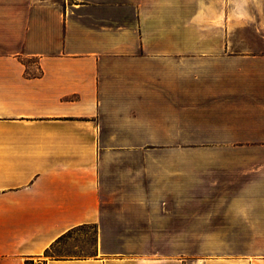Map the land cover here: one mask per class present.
I'll return each instance as SVG.
<instances>
[{"label":"crops","instance_id":"obj_1","mask_svg":"<svg viewBox=\"0 0 264 264\" xmlns=\"http://www.w3.org/2000/svg\"><path fill=\"white\" fill-rule=\"evenodd\" d=\"M0 264H264V0H0Z\"/></svg>","mask_w":264,"mask_h":264},{"label":"rangeland","instance_id":"obj_2","mask_svg":"<svg viewBox=\"0 0 264 264\" xmlns=\"http://www.w3.org/2000/svg\"><path fill=\"white\" fill-rule=\"evenodd\" d=\"M92 242L93 230L83 226L61 239L45 256H87L91 253Z\"/></svg>","mask_w":264,"mask_h":264},{"label":"trees","instance_id":"obj_3","mask_svg":"<svg viewBox=\"0 0 264 264\" xmlns=\"http://www.w3.org/2000/svg\"><path fill=\"white\" fill-rule=\"evenodd\" d=\"M51 248H52V247H50L49 249H47V250L45 251V255L48 254V251H49Z\"/></svg>","mask_w":264,"mask_h":264}]
</instances>
